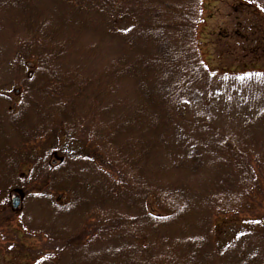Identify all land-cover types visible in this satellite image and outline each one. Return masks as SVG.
<instances>
[{
  "label": "trees",
  "instance_id": "trees-1",
  "mask_svg": "<svg viewBox=\"0 0 264 264\" xmlns=\"http://www.w3.org/2000/svg\"><path fill=\"white\" fill-rule=\"evenodd\" d=\"M239 1L264 16V0ZM201 16V0H0V40H9L16 60L33 64L20 83L23 103L0 120V141L14 152L4 171L11 178L3 174L0 187L20 185L11 171L27 161V181L37 178L36 187L65 204L55 209V230L39 228L61 248L40 252L35 264H264L256 256H208L210 239L190 234L194 204L168 171L177 112L198 106L215 86L197 47ZM253 98L243 100L255 102L254 120L224 129L212 155L189 149L181 163L191 173L221 165L249 191L257 173L246 152L264 153V97ZM54 132L62 148L76 151L60 153L66 163L50 167L49 156L32 150L24 158L16 149ZM179 140L187 142L184 132ZM225 199L217 205L223 212L239 210V198ZM148 200L162 215L148 213ZM94 220L90 241L75 235Z\"/></svg>",
  "mask_w": 264,
  "mask_h": 264
},
{
  "label": "rangeland",
  "instance_id": "rangeland-1",
  "mask_svg": "<svg viewBox=\"0 0 264 264\" xmlns=\"http://www.w3.org/2000/svg\"><path fill=\"white\" fill-rule=\"evenodd\" d=\"M201 5L197 47L215 86H210L213 92L209 97L204 94L200 96L198 106L183 107L177 112L171 137L176 130L180 129L181 132L174 140L173 150L166 152L168 157L170 154L174 156V160L168 162L172 169L168 171L172 174L171 182L181 185L194 204V216L188 223L192 225L190 234H203L210 239L208 256L213 255L220 262L237 256H256L263 262L264 177L259 176H264V153L260 154L258 150H252L254 154L246 152L250 164L247 162V165L257 174L253 175L251 188L245 193L241 191L240 184L239 187L235 186L238 181L236 176L231 172L229 175L225 168L220 170L221 165H217L215 172H212V163L209 162L195 175L190 172L191 165L181 163V159L186 160L190 155L189 149L194 150L197 157L205 153L212 155L215 142L222 139L224 129L238 128L242 120H254L255 102L243 99H254V93L264 97V16H257L253 8L242 5L239 0H201ZM8 41L4 38L0 40V120L4 119L5 111L18 110L23 103L20 83L33 73V64H22L15 59L16 52L8 46ZM250 75L254 78H249ZM239 115L242 117L237 122ZM227 121L232 124L230 127L226 126L229 125ZM183 132L187 142L181 144L179 139ZM6 146L4 141H0V178L4 174L5 182L11 178L10 173L4 172L8 169L5 166L7 155L14 157V152L11 150L10 153ZM61 146L54 132L52 136H43L34 143L17 146L16 149L21 151L24 158L31 156L32 150L39 157L47 155V164L53 167L66 163V156L60 157V153L65 150L67 155L76 152L71 145ZM91 149L94 154L93 147ZM179 161V168H173ZM26 162H19L11 171L14 178L21 181L20 185L8 188L5 183L0 187V264H35L41 257L40 252L52 254L50 250L55 252L59 249L57 246L61 248L59 242L41 235L39 228L55 230V209H64L65 204L59 200V193L44 185L36 187L41 183L37 178L36 183L29 182L32 167ZM228 195L239 198L238 211L223 212L217 207L218 202L226 201ZM14 196L19 199L16 209L11 206ZM147 211L155 216L162 215L151 200H148ZM83 212L80 213V222L85 219ZM85 224L86 228L76 231L75 235L83 234L90 241L95 236L98 223L94 220Z\"/></svg>",
  "mask_w": 264,
  "mask_h": 264
},
{
  "label": "water",
  "instance_id": "water-1",
  "mask_svg": "<svg viewBox=\"0 0 264 264\" xmlns=\"http://www.w3.org/2000/svg\"><path fill=\"white\" fill-rule=\"evenodd\" d=\"M19 205V199L18 197L14 196L11 200V206L13 209H16Z\"/></svg>",
  "mask_w": 264,
  "mask_h": 264
}]
</instances>
